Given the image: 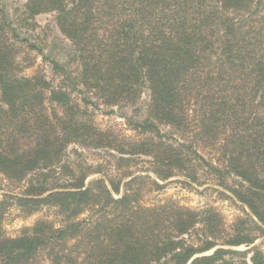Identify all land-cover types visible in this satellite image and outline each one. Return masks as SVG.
<instances>
[{
    "label": "trees",
    "instance_id": "trees-1",
    "mask_svg": "<svg viewBox=\"0 0 264 264\" xmlns=\"http://www.w3.org/2000/svg\"><path fill=\"white\" fill-rule=\"evenodd\" d=\"M23 13L55 14L77 69L51 61L58 86L22 75L0 8V264H264V0H26ZM100 106L132 110L133 137L99 127ZM138 158L147 170L127 172ZM176 176L210 177L245 216L228 227L212 207L143 204ZM11 205L58 220L9 237Z\"/></svg>",
    "mask_w": 264,
    "mask_h": 264
},
{
    "label": "rangeland",
    "instance_id": "rangeland-1",
    "mask_svg": "<svg viewBox=\"0 0 264 264\" xmlns=\"http://www.w3.org/2000/svg\"><path fill=\"white\" fill-rule=\"evenodd\" d=\"M26 0H0V8L6 13L8 19L12 23V27L16 28L17 34L22 41H16L13 38L18 48L17 62L22 67V75L32 76L41 71L46 79L52 82L53 86L63 84V76L58 75L52 69L51 61H55L75 73L77 64L71 61V46L70 42L59 32L55 14L43 13L35 16L32 19L26 18L24 15V4ZM34 48H31L30 45ZM148 100L147 93L142 95L139 107L141 110L146 105ZM114 113H109L110 110L100 106L94 109L92 115L95 123L101 128L114 127L126 136L133 137L132 132L126 125L124 116L133 115L130 109H113ZM73 149H77L80 158L92 165L103 164L109 168L112 159L105 151H85L70 146L67 154L70 159H75L76 154ZM114 154V153H113ZM116 158L119 155L115 153ZM137 159V158H136ZM143 160V161H141ZM148 164L145 159L138 158L135 165L130 167L131 172L139 174L140 171L147 170ZM109 170V169H104ZM112 170V169H110ZM123 172H126L123 169ZM122 172V173H123ZM96 175L91 176L86 182H89ZM205 184L202 186L185 184V179L182 176H176L167 181L160 182L162 188L146 194L143 199V204L146 206L163 203L166 200L174 201L175 203L190 208L203 209L212 207L220 213L223 218L225 226H230L237 218L244 217L245 209L238 201H235L230 193L224 189L217 187L212 179L208 177L205 179ZM8 186L6 182L0 177V194L7 192ZM19 192V190L14 191ZM223 192L227 196L220 194ZM48 217L50 220L55 219L52 210L42 209L34 214L26 215L18 210L15 206H10L3 217V231L9 237H14L20 234L21 230L26 227H31L38 219ZM255 245L259 247L264 255V234L260 235L255 241ZM237 249L244 250V246Z\"/></svg>",
    "mask_w": 264,
    "mask_h": 264
}]
</instances>
